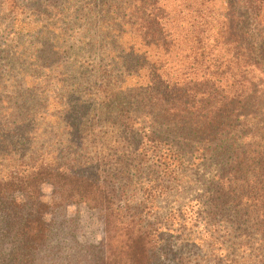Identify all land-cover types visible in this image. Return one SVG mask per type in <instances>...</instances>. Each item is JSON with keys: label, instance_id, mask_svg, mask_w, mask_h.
<instances>
[{"label": "trees", "instance_id": "trees-1", "mask_svg": "<svg viewBox=\"0 0 264 264\" xmlns=\"http://www.w3.org/2000/svg\"><path fill=\"white\" fill-rule=\"evenodd\" d=\"M39 2L97 58L77 63L56 105L42 90L37 126L0 110V264H170L220 224L264 233V0ZM212 159L220 169L193 219L187 206L153 213L184 166ZM70 206L97 212L100 242L80 239Z\"/></svg>", "mask_w": 264, "mask_h": 264}, {"label": "rangeland", "instance_id": "rangeland-1", "mask_svg": "<svg viewBox=\"0 0 264 264\" xmlns=\"http://www.w3.org/2000/svg\"><path fill=\"white\" fill-rule=\"evenodd\" d=\"M0 1V6H3L0 10V110L7 111V115L12 116L9 120L11 126L22 123L20 128L31 129L38 125L36 122L41 123L38 118L43 106L39 111L38 103L44 101L45 96L47 99L44 103L50 105L62 101L60 96H67L78 83H73L77 63L86 64L97 57H88L85 49L78 48L65 22L59 19V15L52 14L44 7H38L42 3L36 5L32 0H14V5L11 6L4 0ZM12 18L16 20L14 30L11 29ZM97 70L95 68L91 73ZM4 75H8L10 79ZM17 82L21 84L20 91L11 90L12 94L17 92L11 98L8 96V84ZM59 86L64 88L63 92H60ZM44 88L50 91L41 96ZM49 108L48 105L47 109ZM28 122H35V125H30L29 128ZM45 142L43 138L37 139L33 145L43 148ZM220 165L221 162L214 159L202 163H188L178 177L176 189H171L167 198H161L159 210H153V213H168L187 206L185 218L193 219L192 215L199 213V206L204 202L205 189L213 175L219 171ZM42 192L47 200L50 188L44 187ZM123 196L132 204L139 202V186L126 188ZM67 211L69 217L76 216L80 219V229L77 227L76 232L82 241H101L102 228L96 211L88 210L84 206H70ZM186 227L185 234H188L191 227ZM220 227L224 228L211 231L213 241L208 236L203 248H197L198 243H194L192 247L177 246L176 256H169L166 260L170 264H175L173 260L179 257L185 258L182 264H264V253L259 247V236L264 234L263 227L250 221L245 224L239 222L234 228L227 223L220 224L217 228ZM199 230L202 234L201 225ZM168 241L175 243L173 238ZM61 244L62 248L67 247V242Z\"/></svg>", "mask_w": 264, "mask_h": 264}]
</instances>
